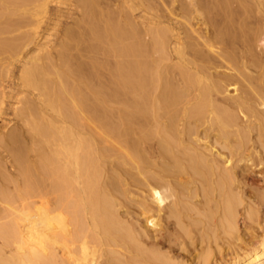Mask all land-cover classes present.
<instances>
[{
  "label": "bare ground",
  "instance_id": "bare-ground-1",
  "mask_svg": "<svg viewBox=\"0 0 264 264\" xmlns=\"http://www.w3.org/2000/svg\"><path fill=\"white\" fill-rule=\"evenodd\" d=\"M68 1L56 54L20 60L40 104L0 136V264H170L183 212L232 233L238 178L264 179V0ZM34 2L55 0H0V99L43 47Z\"/></svg>",
  "mask_w": 264,
  "mask_h": 264
},
{
  "label": "rangeland",
  "instance_id": "rangeland-1",
  "mask_svg": "<svg viewBox=\"0 0 264 264\" xmlns=\"http://www.w3.org/2000/svg\"><path fill=\"white\" fill-rule=\"evenodd\" d=\"M33 7L32 13L34 15V22L32 24V28L37 30L38 36H35V38H41L40 42L42 43L41 46L43 47L42 49H37L34 44H31L27 48L26 55L25 53L20 55L18 54L16 56L17 61L14 62L15 67L13 72L9 78L3 79L2 84L5 85L6 96H2L0 99V102L2 101L0 107L3 110L0 117V134L2 133L0 136L5 139L7 138V133L13 129H18L20 125H23V122L19 117L21 116V111L24 109V107H26V104L28 105L29 101L32 99L33 103L38 105L40 104V91L34 86H29L25 83L26 75L22 72L23 65L21 61L25 60L23 58H32L37 56L39 62L46 64L47 53L50 52L52 55L56 54L57 49L62 45L60 42L61 39H58V36L64 37L66 35V29L72 21L68 15L73 6L70 5L68 0H55V2L49 4V8L46 10V12H43L38 6L36 7V3L33 5ZM40 42H38V44ZM44 58L45 60H43ZM2 145L3 143L0 142L1 161L2 163L7 164L8 168L6 171L8 174H16L14 168L10 166L11 159L4 151V148L2 149ZM104 167H107L106 163ZM262 176L263 174H242V178L241 176L238 178L240 184L239 188H236L235 191H238V195L241 194V202L237 207L238 210L235 220L236 225H234V229L232 230L234 232H232L233 234L229 230L222 231V229L215 227L213 231L214 234L213 232L211 233V235L214 236L208 238L207 234L209 232H205V227H207V225L204 223L205 220L201 217H198L195 211H193L194 213L188 212L189 214L183 212L185 216H183V220L185 221L184 226L186 223V233H181L182 231L178 230V228H176L173 224H170V227L167 229L168 232L170 231V233L172 232V234L175 235H172V238L170 239V241H173L171 243L169 241L168 243V241L163 238H158L159 241H156L159 252L170 258L168 263L174 264L175 262H178L177 264H179L181 261L182 263L180 262V264H231V261L241 258V256H243L248 250L251 251V249H259L261 246H263L264 179ZM240 188L242 192H240ZM193 200L197 210L198 208H202L205 205L203 204L205 199L201 198L200 196H196ZM215 202L216 201H211L209 203V207L205 208L210 209L208 210L209 212L213 211ZM188 216L190 217L189 219H187ZM192 216H195L196 218L194 217V220H192ZM218 218H220L219 213H214L211 217L212 221L214 222ZM196 219L198 221H196ZM209 227L211 229L212 225L210 224ZM187 233H189V235ZM180 237L181 239H179ZM259 262L264 264V257Z\"/></svg>",
  "mask_w": 264,
  "mask_h": 264
}]
</instances>
